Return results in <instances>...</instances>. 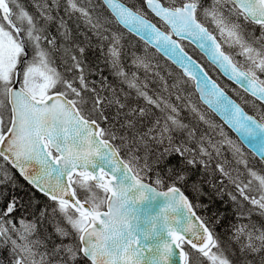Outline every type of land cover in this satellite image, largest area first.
Returning <instances> with one entry per match:
<instances>
[{
  "label": "snow or ice",
  "instance_id": "obj_1",
  "mask_svg": "<svg viewBox=\"0 0 264 264\" xmlns=\"http://www.w3.org/2000/svg\"><path fill=\"white\" fill-rule=\"evenodd\" d=\"M61 7L97 37L112 74L134 89L145 107L122 102L106 76L98 90L87 80L81 58L57 45L49 25L56 24L64 40L71 38ZM96 7H106L109 15L96 14ZM35 8L34 15L18 0H0V158L10 165L0 164V185L15 186L10 171L16 169L53 207L41 209L37 221L20 219L17 227L12 215L17 199L0 204V249L7 248L9 264H236L234 244L239 264H264V176L248 167L222 128L219 142L206 133L197 136L169 97L149 95L147 85L141 87L136 74L124 70L120 31L138 37L145 51L151 46L172 60L195 81L210 109L250 140L260 139L264 160V0H143L140 6L121 0L95 6L93 0H37ZM173 37L193 40L209 54L211 63L252 98L241 97L261 110L260 119L248 115ZM77 47L82 56L85 48ZM61 49L71 61L67 72L78 75L68 78L54 66L52 53ZM133 57L134 65L148 67L142 57ZM105 89L113 95H102ZM153 108L162 116L150 119ZM189 110L209 128L219 127L196 106ZM224 143L234 157L241 156L236 163L251 179L215 165L221 177L210 185L215 195L227 196L237 218L247 220L233 225L222 240L178 185L187 182L189 166L207 171L213 159L209 149L219 156ZM173 157L175 165L169 163ZM253 180L258 196L251 194ZM192 189L206 195L200 181ZM253 215L261 218L259 224ZM45 221L60 239L51 248L37 238V224Z\"/></svg>",
  "mask_w": 264,
  "mask_h": 264
},
{
  "label": "trees",
  "instance_id": "obj_2",
  "mask_svg": "<svg viewBox=\"0 0 264 264\" xmlns=\"http://www.w3.org/2000/svg\"><path fill=\"white\" fill-rule=\"evenodd\" d=\"M19 3H21L30 13L34 15L36 14V9L33 8L32 4L34 2L19 1ZM96 14H102L103 16L109 15L104 7L97 8ZM73 22L74 21L69 22L71 27L74 26ZM115 28L116 26L113 25V29ZM120 31L123 32L121 40V44L123 45L121 63L124 70L129 73V75L135 73L137 82L140 86L143 87L144 85H147L144 90L147 91L149 95L160 94L169 97L172 103H174L180 110V118L184 123L196 129L197 136L206 133L212 138L213 142H219L223 139V137L219 135L222 128L228 139H231L235 146L240 149V154H242V158L248 162V167L253 169L258 175L264 176V165L253 154L247 151L237 138L222 124V122L201 103L195 92L193 83L185 78L179 70H177L169 61L160 56L155 50L147 47V51H145V45L141 40L130 35L124 29H120ZM73 32L74 33H71V38L69 40L57 38V45L64 44L70 49V54L77 55L81 58L85 67L87 80L89 82H94L95 87L99 90L101 89V81L103 77L106 76L108 77L106 81L107 85H109L111 89L116 90V95L119 96L122 102L126 101L131 107H145L146 104L143 98H138L134 89H130L125 83H121L120 79L112 74L110 66L105 63L104 57L100 53L97 37H93L94 35L88 31V28L84 24L82 27H79L77 32L75 30ZM77 46L85 48V52L82 56L79 53ZM107 47V42H104L105 50H107ZM186 49L205 66H209L208 72L214 76L250 114L255 115L260 119L261 110L258 107H254L252 104L243 103L241 97H246V94L239 92L232 85L221 80V77L216 70L211 67L195 49L188 45H186ZM133 54L142 57L145 60V63L148 64V67L145 68L143 66L134 65L132 63L134 58ZM52 59L55 61L54 66L57 70L64 73L68 78H71L73 75H78V73L75 72H67V67L71 64V61L64 55L63 49L59 52H53ZM65 59L68 60V64L64 63ZM174 84L178 85V87H172ZM166 85L168 90L164 91ZM102 95L111 97L113 93L109 89H105L102 91ZM176 95H180L181 100H176ZM246 98L249 100L252 99L250 97ZM256 103L259 104L258 102ZM192 105L196 106L199 112L205 115L207 120L213 122L219 127L212 129L199 121L196 114L191 113L189 110ZM114 111L115 108L109 109V114ZM152 112L154 113V115L150 117L152 120L156 117L162 116V113L157 109L153 108ZM140 130L144 131L145 128L141 127ZM181 138L183 137L180 134H177V139ZM209 150L213 151V159L209 162V168L207 171L202 170L200 167L192 168L189 166L186 169L189 176L187 182L178 186L189 197L198 215L203 218L208 226L214 229L215 234L223 240L227 239V236L234 231L232 227L233 225L240 226L247 223V220L237 218L234 211V205L229 201L227 196H224L223 200H221L215 195V191L210 185L213 183L218 184L221 178L219 172L215 171V165L217 163L224 164L226 170L231 171L233 176L237 175L236 170L238 169L239 172L243 174V179L247 180L251 179V177L248 176L247 169H245L243 165L236 163V160L241 158V156L238 155L234 157V149L227 143L220 146L219 156H216L214 150L211 148ZM169 163L175 165L176 158H170ZM0 164H3L6 168H10V165L3 161L2 158H0ZM10 174H14L15 186L11 183L0 185V204H6L7 201L11 200L13 197L17 199L18 209L12 214L14 223H16L17 227H19L20 219H24L26 222L37 221L39 211L46 205L48 206L49 212L51 211L53 202L49 201L45 196L30 187L14 169H11ZM194 181L201 182L202 190L206 195L197 196L192 189ZM225 183H227V181H225ZM251 187L253 189L251 194L258 196L259 192L256 190L258 188V182L253 180ZM229 191L235 190L229 185ZM197 204L200 206L196 207ZM217 217H220V222L218 224L215 222ZM252 220L257 222V224L261 222V218L256 215H253ZM37 233V238L45 240L49 248L54 244L60 243V239L55 234L53 224L50 221L38 223ZM48 237H50V239H46ZM233 248L237 253L233 259L236 261V264H239L241 259L239 245L234 244ZM5 249L6 250L4 251H1L0 249V253H3L4 255L3 257H0V264H8L9 253L6 254L5 252H7V248Z\"/></svg>",
  "mask_w": 264,
  "mask_h": 264
},
{
  "label": "water",
  "instance_id": "obj_3",
  "mask_svg": "<svg viewBox=\"0 0 264 264\" xmlns=\"http://www.w3.org/2000/svg\"><path fill=\"white\" fill-rule=\"evenodd\" d=\"M126 30V29H125ZM173 39H178L177 37L173 38ZM179 40V39H178ZM184 40H187L189 42H191L192 44H194L207 58L208 60L211 62V57L209 54H207L206 52H204L203 50H201L198 46H197V43L193 40H190V39H184ZM179 42V41H178ZM180 44V42H179ZM181 46V44H180ZM182 47V46H181ZM184 50V49H183ZM184 52H186L184 50ZM187 53V52H186ZM162 54V53H161ZM188 54V53H187ZM163 55V54H162ZM164 56V55H163ZM188 56H190L188 54ZM165 58H167L166 56H164ZM191 57V56H190ZM192 58V57H191ZM168 59V58H167ZM193 59V58H192ZM170 60V59H168ZM194 60V59H193ZM172 62V60H170ZM197 64H199L196 60H194ZM173 63V62H172ZM179 70H181L175 63H173ZM200 65V64H199ZM202 67V65H200ZM203 68V67H202ZM218 68V67H217ZM204 69V68H203ZM205 70V69H204ZM218 70L228 79V77L223 73V70L222 69H219ZM182 71V70H181ZM187 77V76H186ZM188 78V77H187ZM190 79V78H189ZM231 81V80H230ZM233 82V81H231ZM217 83V82H216ZM234 83V82H233ZM194 84H195V81H194ZM218 84V83H217ZM235 84V83H234ZM195 89H196V85H195ZM196 92L198 93L199 97H200V93L196 90ZM228 95V94H227ZM229 96V95H228ZM230 98H232L231 96H229ZM233 99V98H232ZM234 100V99H233ZM202 101V100H201ZM203 102V101H202ZM238 103V102H237ZM203 104L205 106L208 107V105L206 103L203 102ZM242 107V106H241ZM209 108V107H208ZM210 109V108H209ZM233 133H235L239 140L242 142V144L248 149L250 150V152H252L261 162L264 163V160L261 159L260 157V154H259V147H260V139H257V140H250L249 138H247L242 132L240 131H236L235 129H233L229 124H227L225 122V118L224 116L221 114V113H218L216 111H213L212 109H210ZM246 112V111H245ZM247 113V112H246ZM248 114V113H247ZM250 115V114H248ZM255 118V117H254ZM258 120V119H257ZM16 170V169H15ZM19 174V171L16 170ZM20 175V174H19ZM22 177V176H21ZM23 178V177H22ZM27 182V181H26ZM30 185V184H29ZM36 190V189H35ZM38 191V190H36ZM39 192V191H38ZM40 193V192H39ZM42 194V193H41ZM43 195V194H42ZM194 210V209H193ZM195 211V210H194ZM198 216V215H197Z\"/></svg>",
  "mask_w": 264,
  "mask_h": 264
},
{
  "label": "bare ground",
  "instance_id": "obj_4",
  "mask_svg": "<svg viewBox=\"0 0 264 264\" xmlns=\"http://www.w3.org/2000/svg\"><path fill=\"white\" fill-rule=\"evenodd\" d=\"M19 1H26V2H34V3H32L33 4V8H35V3L37 2V0H18V2ZM39 2H42V0H39ZM125 3H128V0H125ZM97 4H99V0L97 1V0H93V6H95V5H97ZM97 8H99V7H96V9ZM105 9H106V7H104ZM36 9V8H35ZM107 10V9H106ZM60 15L61 16H65V13L63 12V8L61 7V10H60ZM65 19H67V22H68V27L71 29V33L73 34L74 32V30L77 32V30L79 29V27H82L83 26V24H84V22L82 21V20H78V19H76V17L74 16L72 19H68L67 18V16H65ZM70 21H74L73 23H74V26L73 27H71L70 25H69V22ZM75 23H77V24H75ZM77 25H79V27H77ZM113 27V26H112ZM49 32H50V34L52 35V36H56L57 38H61V39H63L62 37H60V35H59V32L57 31V26H56V24H51V25H49ZM93 37H95V36H93ZM182 47L186 50V45H182ZM194 60H196L200 65H202V67L205 69V71L208 73V74H210L209 72H208V67L209 66H205L201 61H199V60H197L192 54H189ZM210 66H211V62L210 61H207V60H205ZM210 76H211V79L212 80H214V81H217V79L214 77V76H212L211 74H210ZM217 83L218 84H220L219 83V81H217ZM261 162V161H260ZM263 165H264V163L263 162H261ZM26 182V181H25ZM27 183V182H26ZM28 184V183H27ZM29 185V184H28ZM30 187H31V185H29ZM4 250H6V249H1V251H4ZM6 254L8 253V250H7V252H5ZM4 255H3V253H0V257H3ZM10 259V258H9ZM9 259H8V264H9Z\"/></svg>",
  "mask_w": 264,
  "mask_h": 264
}]
</instances>
